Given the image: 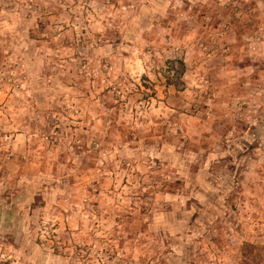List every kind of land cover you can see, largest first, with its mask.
Returning <instances> with one entry per match:
<instances>
[{"label": "rangeland", "instance_id": "rangeland-1", "mask_svg": "<svg viewBox=\"0 0 264 264\" xmlns=\"http://www.w3.org/2000/svg\"><path fill=\"white\" fill-rule=\"evenodd\" d=\"M0 264H264V0H0Z\"/></svg>", "mask_w": 264, "mask_h": 264}]
</instances>
